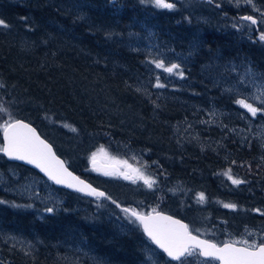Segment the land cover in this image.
<instances>
[{"label":"trees","instance_id":"1","mask_svg":"<svg viewBox=\"0 0 264 264\" xmlns=\"http://www.w3.org/2000/svg\"><path fill=\"white\" fill-rule=\"evenodd\" d=\"M146 7L147 2L141 0H0V19L8 25L0 26V100L8 102L11 118L34 124L72 170L103 186L106 197H114L121 207L129 206L126 198L131 190L115 192L83 168L90 153L109 140L157 163L152 165L158 183L152 193L164 197L162 188L169 186V200L164 197L168 204L163 207L154 196L151 204L184 219L190 229L199 230L194 233L220 244L227 241L225 230L239 234L245 227L264 226V145L258 148L251 136L241 143L234 124L243 123L235 115L208 124L203 108L190 113L183 103L163 101L158 91L171 89L149 82L144 64L147 53L125 38L124 31L150 29L176 54L196 43L193 60L197 64L211 62L218 55L221 61L245 60L264 70V48L259 43H236L230 33L221 34L206 24L195 41L189 22L165 24L164 13L150 17L144 12ZM195 63L190 64L194 70L198 68ZM202 78L208 83V77ZM199 100L206 104V98ZM231 102L227 104L232 106ZM182 117L195 121L190 129L181 127L179 135L176 126ZM0 157L1 163L37 173L2 153ZM228 169L245 183L233 185L223 175ZM65 191L69 201L44 219H38L32 207L1 205L0 219L28 236L70 239L74 246L120 264L145 259L149 242L140 226L119 233L105 218V204L93 208L90 201L96 200ZM201 192L203 201L198 199ZM106 197L100 201L106 202ZM70 198L79 200L83 208L76 211ZM6 199L9 196L0 191V201ZM224 203L237 208H224ZM217 224L227 229L217 233L213 230ZM12 255L17 264H68L43 251L24 256L15 250Z\"/></svg>","mask_w":264,"mask_h":264},{"label":"rangeland","instance_id":"2","mask_svg":"<svg viewBox=\"0 0 264 264\" xmlns=\"http://www.w3.org/2000/svg\"><path fill=\"white\" fill-rule=\"evenodd\" d=\"M171 2L176 4L174 9H160L147 3L144 12L150 17H158L161 13H164L162 22L165 24L169 22L176 24L189 22L190 25L194 26L192 33L195 41L204 32V25L206 24L209 28L222 31L221 34L230 33L236 43L245 41L251 44L259 43L264 48V41L259 40L260 34L264 32V3L262 0H251V3H247L246 0H239V4H237V0H171ZM122 3L121 1L120 5ZM225 8H227V11H224ZM215 14L219 16L215 17ZM249 15L256 18L258 23L252 25L250 22L240 19ZM124 32H126L125 38L133 40L137 46H141L146 51L147 61L144 64L148 68L149 82L155 86L157 77H159V83L164 85L162 89H171L167 93H164L163 90L158 91L159 97L165 98L163 101L175 100L183 103L190 113L200 111L203 108V120H208V124H217L221 121V118L235 115L243 123V126L240 123L237 124L236 121L234 124L236 131L240 130L238 133L241 143L245 144L246 139L251 136L256 139L257 147L262 148V145H264V114L258 113L256 117H252L246 109L235 103V101L246 99L249 103L254 102L257 90L264 86V70L245 60L231 58L221 61L218 55L211 62L197 64L193 60V56L198 50L196 43L189 45L187 49L185 48V51L176 54L172 51L173 48L170 45L161 44L159 37L152 33L150 29L145 28L144 31L139 30V32L127 29ZM195 49L197 50L195 51ZM155 59L163 60L166 66L172 63L179 64L184 72L183 78L166 73L163 69H156L155 65L151 63ZM192 63L198 65L196 70L190 67ZM247 72L252 75L245 78ZM204 76L209 78L208 83L205 81L207 79L202 78ZM198 81H200L201 87H198ZM199 98H206V104L200 102ZM229 99H232V106L227 104ZM259 105L260 101L256 100L255 106ZM0 108L6 109V111L0 112V124H3L5 120L11 117V110L8 102L6 103L3 99L0 100ZM182 119L183 117L179 123L177 122L178 126H176V133L179 135H182L181 127H186L185 130L190 129L194 126L195 121L190 117L185 120ZM1 133L2 128H0V145L3 144ZM212 144L220 147L217 143ZM101 149H103V152L100 151ZM93 153L97 154V167H103L100 171L93 168L91 160ZM112 157L120 161H127V165L131 167L114 164L110 159ZM1 162L2 158L0 157V191L9 196L6 201H0L2 207L7 206L24 210L32 207L36 217L44 219L51 213H57L63 204L69 201L66 189L56 186L43 175L31 171H22L12 164ZM154 164L157 163L149 162L138 150L118 143L116 140H109L105 146H101L90 153L83 168L93 178H99L101 180L100 184H108L115 192L131 190L129 198H126L127 205L136 211L148 212L159 209V207H156L157 205L150 202L154 196L158 198H154V201L157 204L160 202L159 205L165 207L168 204L166 200L168 199V193H170L168 191L169 186H165L161 192H164L166 199L158 194L153 195L152 191L158 184L154 176V169H152ZM133 169H139L145 175L152 176L156 180V185L149 189L142 180H135L134 182L131 179H125L120 174L123 172L135 176ZM105 171H114L116 174L105 175ZM103 179L106 181L104 182ZM123 183L128 186H121ZM99 186L105 190L103 186ZM70 199L72 207L76 211L83 208V204L79 200ZM100 199L102 198H95L96 201L90 202L93 203V208L105 204V218L112 223L116 231L124 234L130 231L131 228L140 226L138 223H131L130 214L122 211L121 204L114 197L107 199L106 202H102ZM46 208H52L53 211L47 212L45 211ZM113 209H116L118 213H115ZM160 210L165 211L161 207ZM2 221L3 219H0V264H17L11 258L15 250L20 251L24 256H35L38 252L43 251L44 254L53 255L57 260L68 264H120L85 248L74 246V243L71 242L73 240L58 238L48 240L39 234L28 236L23 232L15 231L11 223L9 227ZM225 228L220 224L213 225V230L217 233H221ZM225 232L226 237L224 240L255 239L259 241L264 237V226L245 227L239 234L230 233L227 230ZM249 232L252 233L251 236L248 235ZM148 242L144 248L145 259L138 264H170L165 254L150 240ZM189 261L193 264H218L217 261H210L199 255L187 258L185 264ZM172 263L178 264V262Z\"/></svg>","mask_w":264,"mask_h":264},{"label":"snow or ice","instance_id":"3","mask_svg":"<svg viewBox=\"0 0 264 264\" xmlns=\"http://www.w3.org/2000/svg\"><path fill=\"white\" fill-rule=\"evenodd\" d=\"M141 2L153 4L160 9L170 10L176 7L175 2H171V0H141ZM246 2L251 3V0H246ZM237 4H239V0H237ZM240 19L248 21L252 25L258 23L251 15L241 17ZM0 26L8 27L3 19H0ZM259 40L264 41V32L260 34ZM151 63L155 65L156 69H163L166 73L174 74L181 78L184 76V72L181 70L179 64L172 63L166 66L165 62L161 59L152 60ZM250 75H252L250 72L245 73V78ZM155 87H164L163 84L159 83V77H157ZM256 100L260 101L259 106H255ZM235 103L246 109L252 117H256L258 113L264 114V86L257 90L253 103L247 102L246 99H237ZM3 111H6V109L0 108V112ZM65 126L68 127V125ZM0 128H2L4 134V143L0 145V153H3L9 159L26 161L28 164L35 165V167L44 172L56 184L66 185L69 188L91 196H105V193L98 192L90 184H87L69 172L67 167H65L64 161L55 155L51 145L42 140L30 124L10 117L3 124H0ZM72 130L76 131L74 128ZM100 151L103 152V149ZM96 157L97 154L93 153L91 157L92 165L95 170L100 171L101 169L97 167ZM110 159L116 165L131 167L127 165V161H120L115 157ZM132 171L135 173V176L123 172L120 174L125 179H131L134 182L135 180H142L149 189L156 185V180L152 176L145 175L139 169H133ZM104 174L114 175L116 173L114 171H105ZM223 175L227 176L233 185L245 183L244 180L234 177L231 169L226 170ZM106 198L111 199V197ZM198 199L203 201L205 199L204 193H198ZM223 207L236 209L237 205L234 203H224ZM45 211L52 212L53 209L46 208ZM122 211L129 213L130 221L134 224L138 223L149 240L159 249L163 250L171 261L178 262V264H185V258L193 255H199L210 261H218L219 264H264V237L259 241L255 239L225 241L221 245L211 240L201 239L199 235L193 234V231L199 232L198 229L192 230L187 224L158 213L155 209H153L152 213L147 214L130 208H124ZM255 211L260 212V209H256ZM248 235L251 236L252 233L249 232Z\"/></svg>","mask_w":264,"mask_h":264},{"label":"water","instance_id":"4","mask_svg":"<svg viewBox=\"0 0 264 264\" xmlns=\"http://www.w3.org/2000/svg\"><path fill=\"white\" fill-rule=\"evenodd\" d=\"M255 19H256V18H255ZM16 119H17V120H22L24 123L30 124L31 127L34 128V129L36 130V133L40 136V138H41L42 140H45L48 144L51 145V147H52V151L55 153V155H56L60 160L64 161L65 167H67V169H68L69 172H71L74 176L79 177L81 180L85 181L87 184H90V185L92 186V188H95L98 192H103V193H105V196H104V197H106V195H107L106 190H104V189H102V188L96 186L95 184H93L92 182H90L89 180H87L86 178L80 176L78 173H76L75 171H73V170L68 166L66 160H65L63 157H61L60 155H58V153H57L56 150H55L54 145H53L49 140H47V139H46V138H45V137L39 132V130L36 128V126H35L34 124H32L31 122H29V121H27V120H24V119H22V118H16ZM2 140H3V143H4V134H3V131H2ZM4 156H5V155H4ZM5 157H6L8 160H10V161H15V162H18V163L24 164V165H26V166H28V167H31V168H33L34 170H36L38 173H40L41 175H43V176H45L47 179H49V178L47 177V175H46L44 172H42L39 168L35 167V165L28 164L26 161L13 160V159H9L7 156H5ZM98 168L102 169L103 167H98ZM49 180H50V179H49ZM51 181H52V180H51ZM52 182H53V184H55V185L58 186V187H63V188H65V189L69 190V191L76 192V193H79V194L85 195V196L90 197V198H104V197H98V196L87 195V194H85V193H83V192L76 191V190L73 189V188H69V187H67L66 185H59V184H56L54 181H52ZM124 208H130V207H128V206H124L123 209H124ZM130 209H132V208H130ZM156 212L161 213V214H163V215H165V216H170V217H172L173 219H175V220H179V221H181L182 223L188 225V223H187L184 219H182V218H180V217H178V216H176V215H173V214H171V213H168V212H166V211H161V210H157ZM149 213H152V212H149ZM145 214H147V213H145ZM188 226H189V225H188ZM141 228H142V227H141ZM189 228H190V227H189ZM144 234H145V233H144ZM193 234H194V235H199V234H196V233H194V232H193ZM145 236H146V234H145ZM199 236H200L201 239L211 240V239L206 238V237H204V236H201V235H199ZM146 238L149 240V238H148L147 236H146ZM211 241L217 243V242L214 241V240H211ZM151 243H152V242H151ZM222 243H223V242H222ZM222 243H220V244L222 245ZM152 244H154V243H152ZM217 244H219V243H217ZM154 245H155V244H154ZM155 246H156V245H155ZM156 247H157V246H156ZM157 248H158V247H157ZM158 249H159V248H158ZM159 250H160L161 252H163V250H161V249H159ZM163 254H165V256L167 257V254H166V253L163 252ZM167 258L170 259L169 257H167ZM206 259H207V258H206ZM174 262H175V261H174ZM218 264H219V262H218Z\"/></svg>","mask_w":264,"mask_h":264},{"label":"bare ground","instance_id":"5","mask_svg":"<svg viewBox=\"0 0 264 264\" xmlns=\"http://www.w3.org/2000/svg\"><path fill=\"white\" fill-rule=\"evenodd\" d=\"M243 67V66H242ZM216 69H218V68H216ZM190 75V74H189ZM227 76V75H226ZM226 79V78H225ZM225 86V85H224ZM217 87V86H216ZM242 91V90H241ZM174 92V91H173ZM172 93V92H171ZM149 194V193H148ZM145 195V194H144ZM143 206V205H142ZM141 206V207H142ZM155 211H157V210H155ZM149 212H153V211H148V212H142V213H149ZM120 219V218H119ZM123 223V222H122ZM132 223V222H131ZM128 224V223H127ZM133 224V223H132ZM13 233V232H12Z\"/></svg>","mask_w":264,"mask_h":264}]
</instances>
